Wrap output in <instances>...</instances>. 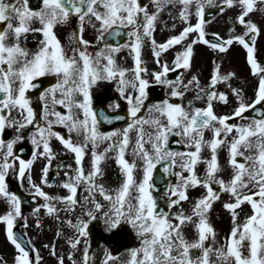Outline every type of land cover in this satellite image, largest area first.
Instances as JSON below:
<instances>
[{
    "label": "snow or ice",
    "instance_id": "1",
    "mask_svg": "<svg viewBox=\"0 0 264 264\" xmlns=\"http://www.w3.org/2000/svg\"><path fill=\"white\" fill-rule=\"evenodd\" d=\"M213 2L214 0H151L155 10L150 13L147 5L141 0H38L36 8L30 6V0H0V130L14 127L16 132L6 142L0 139V197L5 199L8 206L7 211L0 214V222L4 225L7 240L14 246L13 264H34L30 251L36 253L37 264L41 259L35 247H31L29 251L22 236L14 232L15 220L22 216L21 201L13 192L8 191L6 186L10 169L17 179H21L32 164L31 159H19L17 169L12 163V160L16 159L13 146L23 138L19 133L22 128L30 125L34 127V131L29 133L33 158L40 156L51 161L54 155L49 145L51 137H55L74 154L75 167L71 174L67 171L64 173L68 179L61 183L67 190L66 195L49 196L39 185L33 183L31 175L27 177L34 195L44 199L45 202L41 206L46 213L59 211L50 201L60 202L71 212L78 203L75 194L77 186L81 183L88 192L87 196L82 197L83 215L87 216L88 220L77 217L75 224L70 220L66 221L77 233L74 238L70 237L68 240L71 248L76 247L80 237L88 235L86 228L89 221L95 219L96 212H100L108 229L116 228L124 220L136 232L139 245L128 250L129 258L125 264H264V66L257 63L254 48L248 42L249 39L255 40L258 27L251 19H246L256 7L264 8V0H219V4L223 5L218 7L221 13L226 8H237L235 20L243 25L244 32L240 35H229L227 39L221 38L218 33H212L213 39L208 40L204 11L205 5H212ZM168 4L180 5L179 19L183 26L177 34L170 35L158 43L153 38L154 22L157 14ZM72 16L77 18L79 27L73 32L75 46L72 55H68L53 28L56 24L67 23ZM192 16L195 17L194 23L189 22ZM86 17L89 23L93 22V17L98 23L97 40H102L105 33L116 36L121 30H126L128 41L123 45L106 44L93 56L87 51L90 42L80 35ZM33 20L38 21L40 27L33 28ZM28 32H39L42 37L36 50L32 52L21 45V37ZM229 32L231 33L232 29H229ZM189 34H192L190 42L186 40ZM145 39L151 44L152 56L159 65L158 70L152 72V80L166 87L170 86L168 95L171 97H182L190 85L194 86L197 92L195 99H201V93L206 97L204 107L192 106L186 109L181 104L172 103L165 98L149 106L154 114L149 119L137 117L149 84V81L141 76L142 72L147 71L141 67V47ZM234 41L246 49L247 63L251 73L257 78V84L254 96L249 98V101L242 97L238 89H231L236 98V105L229 115L215 114L212 102L215 99L220 102L227 101L226 94L217 93L215 86L220 81L227 82L234 73L221 75L216 65L211 72L207 91L200 88L195 75L186 84H181V77L174 81L167 79L166 74L174 68H190L193 45L197 42L204 43L214 50L224 51ZM173 45H180V50L176 51L170 67L167 62L161 63L160 58L161 53ZM121 47L130 49L132 69L116 65L114 54ZM127 72L132 73L131 79L126 77ZM45 75H54L56 82L39 93L44 104L41 114L44 123L34 124L31 98L27 92L37 88V78ZM99 80H116L117 91L127 101L130 122L122 130H98V119H110L102 111L98 117L92 108L90 88ZM129 86L135 89V95L132 92L125 94V89ZM49 103L53 106L51 110ZM191 104L189 101L190 106ZM55 105L63 106L66 111L62 113L55 110ZM247 109H252L259 118L242 116ZM74 110H78V113ZM13 111L20 114L19 118L10 116ZM232 117L247 119L248 123H230ZM54 124L63 125L69 133L82 135V142H73L71 136L66 138L53 131ZM145 124L152 128L151 132L144 131ZM131 129L136 132L133 155L142 161V175L138 182L134 176L135 162L129 163L124 159ZM206 129L211 131L210 139L204 138ZM230 134L231 138L227 139ZM170 135L182 138L184 151H173L167 147ZM113 137L116 139L113 140ZM103 141L108 142L107 147L103 152H97V144ZM89 143L92 147L90 170L85 174L82 158ZM222 145H227V163L232 168V174L227 181L216 175L220 167L217 149ZM204 148L209 150L210 157L201 155ZM241 148L248 154L245 155ZM109 150L114 151L115 163L120 167L122 174L120 185L113 189H106L96 182V177L103 175L100 162ZM236 157L243 159L237 160ZM201 161L205 164L203 178L198 177L195 172L197 164ZM157 165L162 166L165 175L170 174L176 178L175 184L169 183L165 188V194L168 196L165 201L167 209L171 210L181 201H187L189 187L201 186L204 189V193L192 204L190 214H185L183 210L166 211L159 206L157 198L153 195L158 186L154 176ZM58 167L65 166L61 164ZM67 167L72 168V165ZM41 171V183L48 184L46 177L49 165L45 164ZM213 184L218 187L213 188ZM96 192L107 202V210L96 200ZM222 192L227 193L233 201L223 204L231 213L232 227L225 242L213 248L211 244L205 243L210 236L215 238L214 229L207 222V212ZM89 202L91 207H85ZM242 203L250 205L251 214H246L243 222L238 223L237 212L234 210ZM32 211L36 214L38 209L34 207ZM36 223L39 226V220ZM187 224H191L196 233V237L191 241L185 238L183 232V227ZM23 226L26 227V221ZM243 241H247V255L241 251ZM27 243L31 244L30 241ZM88 253L89 247L85 241L83 264H88ZM213 254L215 259L210 258ZM52 255H55L54 246ZM68 256L71 259L72 253L69 252ZM112 258L110 253H106L102 264H108ZM57 264H63L62 257H57Z\"/></svg>",
    "mask_w": 264,
    "mask_h": 264
},
{
    "label": "rangeland",
    "instance_id": "2",
    "mask_svg": "<svg viewBox=\"0 0 264 264\" xmlns=\"http://www.w3.org/2000/svg\"><path fill=\"white\" fill-rule=\"evenodd\" d=\"M237 12H238V10H237ZM246 19H251L254 23H256V25L258 27V33H257L258 36L260 34V36L258 37V40H257V44L260 46L261 49H263L264 48V8H261L259 6L256 7L251 13H249V15H248V17ZM189 22L193 23V17H192V20L190 18ZM37 24H39L38 21H37ZM155 24L157 26V29L164 25L166 27V34L168 36L177 34L180 31V29L182 28V26H183L182 21L179 22L177 19H168V20L162 21V22H158L157 20H155ZM173 25H175V27H173ZM229 29H232L231 33L229 32ZM205 32L208 35H212V33H218L219 36H222L224 38L225 36L229 37V35H233L232 33H235V34L243 33L244 32V27L240 23L236 22V20H233L231 12H227L226 14H222L220 16H217L213 20V22H211L210 24L205 25ZM155 36L157 37V35H155ZM191 38H192V34H189V37H187L186 40L188 42H190ZM195 45L196 44L193 45V48H194ZM175 48H180V46H177ZM192 51H193V49H192ZM203 53L206 54L207 56L209 54L208 50H205L204 48H203ZM208 57L209 58L206 59L207 61L209 60L212 63L215 62V66L218 65V71L219 70L223 71V70H225V68H228L226 62L224 61L225 59L223 57H221L220 55L219 56H215L213 54L211 57L210 56H208ZM173 58L174 57H172L170 59L172 60ZM230 58L233 59L235 63L238 62V58L236 57V55H231ZM141 60H142V63H143V68H145L147 70L146 72H142L141 76L144 79H148L147 77L150 76L151 73H152L151 63H150V52L148 50L141 54ZM228 62L231 63V60L228 59ZM193 75H195L197 77L196 68L195 67H192L191 69L188 70V77H189L188 80H190ZM199 78H200L199 84L201 85L200 88L206 89V87L208 85V82H209V79L208 80H203V77L200 76V75H199ZM240 81L242 82V84L244 85V88L249 93L252 92V84L253 83L255 85L257 84V79L254 76H251L249 74V72H247V71L240 78ZM223 86H224V82L223 81H220V82L217 83V85L215 86V89H216L217 93H218L219 90H220V92H221V90H223ZM189 88H195V87L190 85ZM186 101H187V103H189V101H191V100L188 99ZM210 137H211V131L207 129L206 132L204 133V138L205 139H210ZM230 138H231V134H230V136L227 139H230ZM222 146H226V145H222ZM205 149H207V148H205ZM241 149H243V148H241ZM218 150H219V154H220V157H219V166H220L219 167V172H220V175L223 178H228L231 175L232 170L227 164V159H226L227 150L224 151V149L220 148V147L218 148ZM244 152H245V155L248 154V152L246 150ZM201 155H203V157H210V152L207 149V151L205 153L201 154ZM199 164H200V167L198 169L195 168V172H196L198 177L203 178V175L205 173V164L203 162H200ZM184 174L186 175V173H184ZM216 175L218 177H220L218 172L216 173ZM229 179L230 178H228L227 180H229ZM227 180H225V181H227ZM197 187H194V188H197L200 191H204V189L201 186H197ZM212 187L215 188L216 185L213 184ZM51 191H52L51 189H47L46 193L48 195H50ZM223 194H226L229 197V195L227 193H223L222 192L219 195V198H218L219 201L222 198ZM187 196H188L187 203L188 202L190 203V208H191L192 204H194V202H195V199L198 198L201 195H197V194L188 195L187 194ZM50 203H52V202H50ZM52 204H54V203H52ZM242 204L244 205V207L246 209L245 203H242ZM190 208L188 209L189 210L188 214H190ZM42 211H45V213H46V210L44 208H42V210H40L39 212H42ZM216 211H217V207L215 205H213L211 210L207 213V217L210 218V224L214 228V231L216 232L219 244L221 245V244H223L225 242V238H226L227 234L229 233V231H230V229L232 227V220H231V215L226 217V216H223V214H221L219 212L216 213ZM246 211H247V209H246ZM55 213L50 214V220L54 216ZM242 217L243 216L241 214L237 215V222L238 223L239 222H243V219H241ZM194 219H195V217H194ZM25 221H16V223H18L20 226H22V229L25 230V232L28 233L29 241H30V238H31V242L33 243L32 247L34 246L35 249L38 251V253L39 252L40 253L43 252L42 247L45 244V242L48 240L47 236H51V234H52V232L54 230L53 224H51L49 222L50 228L46 231L45 235L42 237L41 235L35 233L34 231H33L34 232L33 233L31 231V229L29 228V225H34V222H35L34 219H32L30 221H26V227L23 226V225H25ZM186 226H190L189 229L192 230V233L190 235H196V233H195V231H194V229H193L191 224L190 225H185L183 227V231H185ZM2 240H4V236L2 234V225L0 224V241H2ZM245 244H246V242L243 245H245ZM2 252H5L4 251V247H3ZM1 255L3 257L0 256V258L5 260L4 264H13V257H10V255L7 256V254H3V253H1ZM35 255H36V253H33L32 257L34 258ZM47 255H49V253ZM44 257H45V259L43 258V264H57L56 261H53L49 257L47 258L46 255ZM33 262H34V264L37 263L35 261H33ZM63 264H74V261L73 260H69L67 258H63Z\"/></svg>",
    "mask_w": 264,
    "mask_h": 264
},
{
    "label": "flooded vegetation",
    "instance_id": "3",
    "mask_svg": "<svg viewBox=\"0 0 264 264\" xmlns=\"http://www.w3.org/2000/svg\"><path fill=\"white\" fill-rule=\"evenodd\" d=\"M72 17L76 18L75 16H72ZM85 19L88 20V17H86ZM87 24H89V22H87ZM31 26L33 28H36V24H35L34 20H33L32 24H31ZM78 27H79V24L75 23L74 30L75 31L78 30ZM38 34L40 35L41 33L38 32ZM81 34H84L83 39H85V40L90 42L88 47H87V51L90 54H92L93 49H92V41H91V39L97 40L96 39V36L98 34L97 30L94 29V28H88L86 26L83 29V32L80 33V35ZM58 35H59L60 38H57V39L60 41L61 45L63 46L65 53H67L68 55H72V49L75 46V44H74L73 38H67L70 35L69 28L67 26H60L58 28ZM128 39L129 38L127 36L125 41H128ZM24 40L25 39H23V41ZM23 41H22V43H23ZM98 41L100 43V40H98ZM22 43H21V45H22ZM104 46L105 45L103 44V47ZM24 47L27 48L30 52H32V51L36 50L37 45L36 44H34V45L25 44ZM122 52H128L129 53L127 59H124V56H123ZM114 60H115L116 65H118V66L124 67L126 69H132L133 68L132 53L130 52V49L127 48V47H121L119 49V51H117L114 54ZM128 73H130V72H127L126 75ZM45 76H49V75H45ZM55 82H56V77H55L54 83ZM98 82H99V87L97 86V83L91 86L90 95L92 94V92L94 90H98L100 92H104V93H107V94H114L115 92H118L117 91L118 85H117L116 80H99ZM47 87H49V86H46L45 88H47ZM125 91H127V90L125 89ZM40 92H41V90H39L38 87L34 88V89H31V90H29L27 92V95H28V93H32V95L29 96V97L31 98L30 99V105H31V107L33 109L34 119H39V114H41L43 112V110H44V104L41 101L40 96H39ZM92 107H93V104H92ZM77 113H78V111H77ZM128 135H129V146H128V150L127 151L129 152V154L128 155L124 154V157L127 156L128 160H129V163H132L134 161L135 164H136L135 168L141 169L142 161L140 160L139 157H136L133 154H131V151H132L131 147L133 146V142L136 140V132H134V131L133 132H129ZM73 136L76 137V138L77 137H81L83 139L82 135L78 136L77 134H73ZM0 139L4 140L6 142L8 139H11V137L7 136L6 134H3V135H0ZM13 147H15V145ZM0 151H2V150H0ZM17 153L19 154L20 157L15 156L16 159L12 160L13 165H14V163H18L19 164V159L29 160L30 157H31V153L30 152H25L23 150H19ZM114 158H115V154L113 155V159ZM16 168L18 169V167H16ZM11 171L12 170L10 169L9 172H8V175L6 177V183L8 185L11 184V182H12Z\"/></svg>",
    "mask_w": 264,
    "mask_h": 264
},
{
    "label": "water",
    "instance_id": "4",
    "mask_svg": "<svg viewBox=\"0 0 264 264\" xmlns=\"http://www.w3.org/2000/svg\"><path fill=\"white\" fill-rule=\"evenodd\" d=\"M36 2H38V0H30V6L33 7Z\"/></svg>",
    "mask_w": 264,
    "mask_h": 264
}]
</instances>
